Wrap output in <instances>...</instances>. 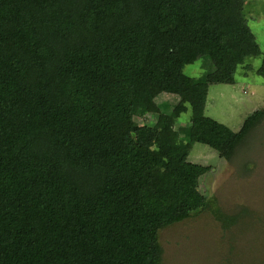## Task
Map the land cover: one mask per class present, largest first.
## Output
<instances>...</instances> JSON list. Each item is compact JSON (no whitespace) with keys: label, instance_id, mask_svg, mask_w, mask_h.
<instances>
[{"label":"trees","instance_id":"trees-1","mask_svg":"<svg viewBox=\"0 0 264 264\" xmlns=\"http://www.w3.org/2000/svg\"><path fill=\"white\" fill-rule=\"evenodd\" d=\"M243 6L0 0V264H159L160 229L205 211L223 230L238 222L244 210L198 192L210 169L187 156L197 143L228 162L264 119L232 132L203 115L208 86L261 55ZM199 58L211 70L186 76ZM162 93L177 99L168 114Z\"/></svg>","mask_w":264,"mask_h":264},{"label":"rangeland","instance_id":"rangeland-1","mask_svg":"<svg viewBox=\"0 0 264 264\" xmlns=\"http://www.w3.org/2000/svg\"><path fill=\"white\" fill-rule=\"evenodd\" d=\"M243 13L261 55L249 58L250 70L236 68L234 84H215L207 88L203 115L238 131L252 112L264 109V78L254 71L264 55V0H244ZM208 60L199 58L182 72L198 78L209 72ZM177 102L174 96L160 94L154 99L159 112L168 114ZM187 107L176 124L189 123ZM156 115L133 118L135 124H151ZM192 164L208 167L197 182L198 192L214 200V206L226 215L242 213L238 222L223 230L205 211L197 216L162 228L157 232L161 249L159 264H264V119L247 136L230 161L215 151L193 144L187 156Z\"/></svg>","mask_w":264,"mask_h":264}]
</instances>
